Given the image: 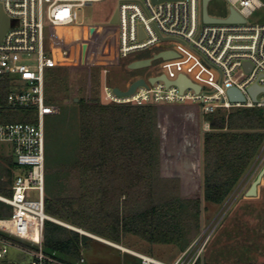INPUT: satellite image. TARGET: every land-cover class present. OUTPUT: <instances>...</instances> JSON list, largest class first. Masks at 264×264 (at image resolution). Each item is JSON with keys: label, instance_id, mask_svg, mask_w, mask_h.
Segmentation results:
<instances>
[{"label": "built area", "instance_id": "obj_1", "mask_svg": "<svg viewBox=\"0 0 264 264\" xmlns=\"http://www.w3.org/2000/svg\"><path fill=\"white\" fill-rule=\"evenodd\" d=\"M102 1L0 0V81H8L12 87L6 106L34 110L36 116L33 123H0V143L12 147L17 165L24 170L13 182L12 196L0 195V203L12 208L10 217L0 218V260L6 257L8 246L14 245L11 238L15 237L34 246L27 251L32 256V264H67L43 250L44 223L52 219L45 212V124L48 116L61 110L59 105L47 101L46 75L56 66V61L50 56L51 48L46 46V25H82L79 12ZM227 1L229 8L245 18V23H204L200 0H118L120 58L131 64L173 51L178 54L177 58L160 59L163 74L171 81L184 74L200 85L201 90L189 87L182 90L163 81L150 84L149 78H144L147 86L138 87L131 95L119 96L114 91L118 87L105 78L102 101L135 106L191 104L200 112L203 132L212 131L206 116L219 109L264 110V92L256 100L249 93L254 85L264 87V24L248 22L263 3L261 0ZM2 15L9 22L3 36ZM190 59L194 60V66L185 65ZM196 66L203 75L195 70ZM132 83L125 90L119 89L125 92ZM230 89L241 92L245 101H231ZM32 192L37 193V199L32 198ZM209 238L210 235L204 241L197 238L173 263L137 255L142 264H198ZM84 262L82 259L81 263Z\"/></svg>", "mask_w": 264, "mask_h": 264}, {"label": "trees", "instance_id": "obj_2", "mask_svg": "<svg viewBox=\"0 0 264 264\" xmlns=\"http://www.w3.org/2000/svg\"><path fill=\"white\" fill-rule=\"evenodd\" d=\"M11 90L0 81L1 123H16L19 109L6 106ZM72 101L79 113L73 142L53 153L46 140L45 212L54 220L117 244L132 235L184 252L201 233L202 200L224 204L260 160L251 186L264 187L263 109H219L206 116L212 131L202 137L203 191L185 197L180 178L161 174L158 105H111L94 95ZM22 111V122L36 121L34 110ZM17 166L0 153V194L13 185ZM11 215L12 208L0 203V218ZM43 235L44 252L67 264H82L93 242L52 220L45 221Z\"/></svg>", "mask_w": 264, "mask_h": 264}, {"label": "rangeland", "instance_id": "obj_3", "mask_svg": "<svg viewBox=\"0 0 264 264\" xmlns=\"http://www.w3.org/2000/svg\"><path fill=\"white\" fill-rule=\"evenodd\" d=\"M201 1L200 10H202ZM261 2L263 7L248 18L250 24H264V0ZM118 4V0H104L85 7L79 12V22L82 25L75 23L67 26L46 25V46L51 48L50 56L56 61V66L47 71V97L52 100L50 103L57 104L61 108L58 114L46 118V140L47 143L48 141L50 144L52 142L53 153L62 151L64 145L73 142V137L77 134L79 113L77 106L73 104V97L76 102L84 96L94 95L102 98L105 78L113 86L125 90L129 84L139 78L148 79L164 73V69L161 68L163 60L155 62L150 68L130 71L128 65L131 61L120 58V28L117 24H111V18L116 12ZM229 6L227 0H211L208 12L213 17L225 18L229 15ZM84 28H88L89 31ZM64 51H67L68 54L63 55ZM187 63L185 65L194 66L193 59ZM195 70L201 72L198 66L195 67ZM185 106L195 107L191 104L158 105L157 123L161 139V174L163 177L180 178L182 195L195 197L202 194L203 191L201 156L204 133L202 131L203 119L198 112L200 115L199 126H195L194 122L191 124L181 123L183 112L180 109L172 112L170 108ZM22 110L27 111L26 109L16 111L14 122H22V113H27ZM186 114L184 115L186 116ZM33 115L36 119L35 112ZM0 153H6L14 161L10 145L0 143ZM262 162L260 160L256 167L249 171L243 179L241 188L236 189L224 204L216 205L202 200L201 233L198 239L204 241L210 235L201 257L202 264L204 262H263L262 245L260 241L254 243L261 239V231L253 228V225L243 215L249 213L251 216L258 208L252 206L254 209H248L242 203L243 194L246 191H248L246 196H257V193H249L252 190L249 184ZM23 171V168L17 166L14 172L15 178L22 175ZM242 188L243 191H240ZM6 189L0 195L11 197L12 186H7ZM32 196L33 199L38 198L36 192H32ZM64 225L74 228L67 224ZM251 228L253 234H251ZM91 238L93 239L91 249L83 256L85 264H135L136 258L140 259L137 254L173 263L183 253L175 246L152 245L132 235L126 236L120 244L95 235H92ZM11 240L14 245L8 246L6 257L0 261L9 260L14 264H32V256L27 251L32 250L34 246L28 241L15 237H12Z\"/></svg>", "mask_w": 264, "mask_h": 264}, {"label": "water", "instance_id": "obj_4", "mask_svg": "<svg viewBox=\"0 0 264 264\" xmlns=\"http://www.w3.org/2000/svg\"><path fill=\"white\" fill-rule=\"evenodd\" d=\"M210 1L211 0H202V8L201 9H202V19H203L204 23H207V24H227V23H245L246 22L245 18H243L232 7L229 8V15L225 18L211 16L208 12V6H209ZM117 23H118V14H117V12H115L111 18V24H117ZM8 25H9L8 18L5 17L4 15H2L1 36H3L5 34V32L7 31ZM84 30L89 31L88 28H84ZM177 57H178V54L173 52V51L161 52V53L155 55L153 58H148V59L138 60V61L132 62L131 64H129L128 69L130 71H135V70L150 68L153 65V62H155L157 60H160V59L169 60V59H173V58H177ZM157 81H163L166 83V85H176L182 90L185 89L186 87L193 88L196 91L201 90L200 85L193 83L192 80L184 74H180L179 77L174 81L169 80L167 78V76L164 74L157 76V77H150L148 79V82L150 84H154ZM140 86H147V82L144 78H139L136 81H134L132 83V85L130 86V88L125 92L121 91L119 88H115L114 91L119 96H128V95L133 94L135 92V90ZM260 92H264V87H259L257 85H254V86L249 88V93L254 100L257 99V95ZM228 96H229L230 100L233 102L245 101V96L236 89L228 90ZM14 163L17 165V163H18L17 158H14ZM251 188H252V190L249 193H256L257 187L255 185H252ZM49 220L55 221L59 224H62L61 222L56 221L54 219H49ZM62 225H64V224H62ZM64 226H66V225H64ZM69 228H71V227H69ZM71 229H73V228H71ZM82 234H85L87 236L92 237V235L85 233V232H83Z\"/></svg>", "mask_w": 264, "mask_h": 264}, {"label": "crops", "instance_id": "obj_5", "mask_svg": "<svg viewBox=\"0 0 264 264\" xmlns=\"http://www.w3.org/2000/svg\"><path fill=\"white\" fill-rule=\"evenodd\" d=\"M178 109H180L183 112V114H181L182 115L181 116V123L191 124L194 122L195 126L196 125L199 126L198 121H199L200 115L198 113L197 108H195L193 106H185V107H181V108H176V107L170 108V110L172 112L178 111ZM185 113H187L186 116L184 115ZM182 120H183V122H182ZM242 182L238 186L239 188H237V189L241 188V186L243 185ZM249 186L251 187V183L249 184ZM240 191H243V188ZM247 192L248 191H246L243 194L242 203L246 207H248V209H254L253 207H256V208H258L259 211L258 210L255 211L254 214L251 216L249 213H247V214L244 213L243 215H245V218L253 225L252 226L253 228H256V230H258V231H261V234H260L261 239L255 241L254 243L256 244V243H259V241H260V243L262 245L261 247H262L263 253H264V187H260V188L257 187L256 188L257 196H253V197L246 196ZM250 230H251V234H253L252 228ZM248 244L250 245V243H248ZM0 262H3V261H0ZM4 262L14 264L13 262H11L9 260L4 261ZM261 264H264V259H263V262H261Z\"/></svg>", "mask_w": 264, "mask_h": 264}, {"label": "bare ground", "instance_id": "obj_6", "mask_svg": "<svg viewBox=\"0 0 264 264\" xmlns=\"http://www.w3.org/2000/svg\"><path fill=\"white\" fill-rule=\"evenodd\" d=\"M82 231V230H81ZM98 239H100V238H98ZM101 240V239H100ZM102 241H104V240H102ZM104 242H106V241H104ZM107 243H110V242H107ZM113 245V244H112ZM115 246H117V245H115ZM117 247H120V246H117ZM121 248V247H120ZM123 249V248H122ZM125 249V248H124Z\"/></svg>", "mask_w": 264, "mask_h": 264}]
</instances>
